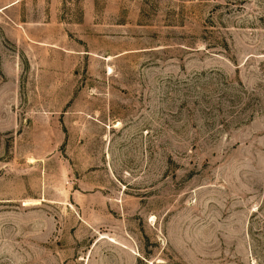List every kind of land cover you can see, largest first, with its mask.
Masks as SVG:
<instances>
[{
	"label": "rangeland",
	"instance_id": "374dc122",
	"mask_svg": "<svg viewBox=\"0 0 264 264\" xmlns=\"http://www.w3.org/2000/svg\"><path fill=\"white\" fill-rule=\"evenodd\" d=\"M0 264H264V0H0Z\"/></svg>",
	"mask_w": 264,
	"mask_h": 264
}]
</instances>
